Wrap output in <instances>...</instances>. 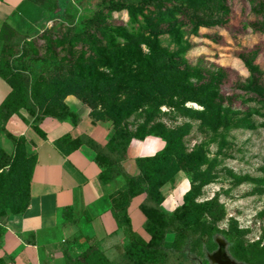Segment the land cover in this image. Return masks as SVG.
Wrapping results in <instances>:
<instances>
[{"label":"rangeland","instance_id":"obj_1","mask_svg":"<svg viewBox=\"0 0 264 264\" xmlns=\"http://www.w3.org/2000/svg\"><path fill=\"white\" fill-rule=\"evenodd\" d=\"M38 5L44 23L11 62L29 75L36 106L69 92L95 104L94 119L112 110L117 132L168 142L160 180L193 154L177 174L186 183L179 206L189 192V202L205 206L207 229L217 231L200 239L198 262L213 264L207 256L220 242L236 264H264V0ZM32 164L23 141L0 175V211L24 208Z\"/></svg>","mask_w":264,"mask_h":264},{"label":"crops","instance_id":"obj_2","mask_svg":"<svg viewBox=\"0 0 264 264\" xmlns=\"http://www.w3.org/2000/svg\"><path fill=\"white\" fill-rule=\"evenodd\" d=\"M43 17L42 8L36 3L0 0V28L7 23L28 37L44 23ZM9 93L10 88L0 79V104ZM30 97L34 102L32 91ZM61 102L78 116L79 123L74 126L69 119L58 121L47 117L39 124L46 139L30 128L32 118L24 110L19 112V116L10 117L5 124L9 134L27 143L34 162L25 209L17 213L8 212L5 218V232L0 241V259L4 264H65L64 250L79 254L89 246H96L105 256L106 249L120 246V255L123 253L127 239L123 227L112 216L109 199L124 185L123 177L102 186L98 180L101 168L96 164L95 153L91 149L82 145L65 156L54 146V141L65 134L72 138L85 135L105 145L114 132V126L109 120L94 119L91 109L73 94L63 96ZM163 148L164 143L156 137L132 139L127 159L122 163L125 172L132 177L140 176L136 161L153 157ZM16 150L17 147L0 132V152L10 157ZM185 185L176 175L172 182L160 188L164 198L160 207L164 213L170 215L179 207L178 192L185 189ZM145 199L146 194L135 197L128 208L132 231L140 236L144 233L145 218L136 211ZM67 208L74 223L63 216ZM133 209L138 216L136 226L132 219ZM118 257L107 258L115 260Z\"/></svg>","mask_w":264,"mask_h":264},{"label":"trees","instance_id":"obj_3","mask_svg":"<svg viewBox=\"0 0 264 264\" xmlns=\"http://www.w3.org/2000/svg\"><path fill=\"white\" fill-rule=\"evenodd\" d=\"M28 1L38 4V0ZM26 40V35H21L7 23L2 24L0 28V42L2 43L0 49V79L10 88V93L0 104V132L5 134L17 147V150L23 140L9 134L5 129V124L13 115L19 116L21 110L26 111L32 118L30 128L42 139H46V135L39 129V124L47 117L58 121L69 119L74 126L79 123L78 116L61 102L63 96L72 93L66 92L60 98L55 96L41 107H37L35 102L31 100L32 86L29 75L21 70L14 69L11 64L12 59L19 54L21 46ZM152 50H155L156 54L159 53L155 48H152ZM169 61L173 62V59L169 58ZM75 96L87 105L92 112L96 110L94 103L85 101L80 96ZM119 111L121 110H115L117 114ZM105 116L107 117L105 120L111 121L114 126V132L109 136L105 145H100L85 135L72 138L70 135L65 134L54 141V146L65 156L78 150L82 145L91 149L95 153L96 164L101 168L98 180L102 186L118 177H123L124 185L116 193L110 195L109 199L111 201L112 216L117 224L123 227L127 241L123 247V253L115 260H109L96 246H89L79 254H71L69 251L64 250V263L200 264L197 260L198 251L196 250L199 247L202 251L199 244L200 239L204 234H209V238L214 240L217 232L215 229L213 231L208 230L202 219L205 206L189 202L188 192L183 198V203L172 214L164 213L160 207L164 200L160 188L164 184L172 182L178 172L183 170L186 162L188 160L194 161L195 156L192 154L181 158L175 166H172L168 175L160 180L158 178L159 160L170 154V145L166 142L164 148L153 157L140 158L136 161L141 175L132 177L125 172L122 163L127 159V149L131 140H143L145 137L133 138L127 133L117 132L115 127L120 122L119 117L113 114L112 110L106 112ZM21 119L28 124L26 120ZM14 156L9 157L4 152H0V175L9 166ZM28 186L29 181L27 191ZM141 194H146V199L139 206V211L145 218V237L132 231L131 220L128 215L131 201ZM26 205L17 212L24 210ZM68 211V208L65 209L63 216L74 223V221H71V215ZM7 215L8 212L0 211V241L5 232V218ZM167 235L173 236L171 243L166 241ZM0 264H4L1 259Z\"/></svg>","mask_w":264,"mask_h":264},{"label":"bare ground","instance_id":"obj_4","mask_svg":"<svg viewBox=\"0 0 264 264\" xmlns=\"http://www.w3.org/2000/svg\"><path fill=\"white\" fill-rule=\"evenodd\" d=\"M219 243L220 242H218V249L219 248L222 249L223 245H222V243H221V245ZM209 259H211L214 264H230L226 260V257L220 251H218L217 253L215 252V254L212 255Z\"/></svg>","mask_w":264,"mask_h":264},{"label":"flooded vegetation","instance_id":"obj_5","mask_svg":"<svg viewBox=\"0 0 264 264\" xmlns=\"http://www.w3.org/2000/svg\"><path fill=\"white\" fill-rule=\"evenodd\" d=\"M217 246V245H216ZM218 250V246H217V249L214 251V253L216 252ZM225 256L229 259V263L230 264H236L233 260H232V258L229 256V254H228V252L227 251H225ZM209 256H207V259L209 260V258H208ZM209 261H211L212 262V260L210 259ZM213 263V262H212ZM214 264V263H213Z\"/></svg>","mask_w":264,"mask_h":264},{"label":"water","instance_id":"obj_6","mask_svg":"<svg viewBox=\"0 0 264 264\" xmlns=\"http://www.w3.org/2000/svg\"><path fill=\"white\" fill-rule=\"evenodd\" d=\"M217 244H218V242H217ZM218 251H220L224 256H225V251H224V247L221 249V248H219L217 251H216V253L218 252ZM215 254V253H214ZM214 254H212V255H214ZM226 257V256H225ZM208 258H210V256L208 257ZM226 260L227 261H229V259L226 257Z\"/></svg>","mask_w":264,"mask_h":264}]
</instances>
